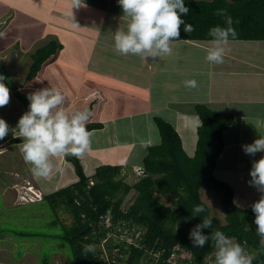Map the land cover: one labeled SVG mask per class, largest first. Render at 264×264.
Listing matches in <instances>:
<instances>
[{
    "label": "crops",
    "instance_id": "1",
    "mask_svg": "<svg viewBox=\"0 0 264 264\" xmlns=\"http://www.w3.org/2000/svg\"><path fill=\"white\" fill-rule=\"evenodd\" d=\"M49 2L50 18L44 23L39 16L43 13L41 7L30 12L27 7L23 9L27 3L21 0H0V31L7 33L6 39H0V63L11 73L18 85L15 93L17 97L20 93L29 95L43 88L59 89L65 95L67 109L90 111L89 122L103 125L102 129L92 131L96 144L91 149L100 152L103 148L110 151L126 148L128 154L119 157L115 165H126L128 170L133 166H144L149 149L161 144V139L157 140V133L161 138L157 119L164 120L175 128L185 152L189 157H194L198 141L197 130L200 126L195 111L197 104H207L214 111L233 114L236 119L235 124L224 134L226 149L218 160L225 170L235 175L247 174L251 164L243 165L244 171L238 168L245 161L252 163L264 156V152H260L249 158L242 150V145L252 143L261 134L248 130L251 127L246 124L251 119L249 113L255 114V125L261 127L264 134V60L257 59L262 50L253 51L251 55L247 49H241L234 56L226 49L225 66L220 68L202 59H199V68H189L187 64H180L179 67L174 62L177 59L173 48L170 55L155 59L123 56L114 50V33L117 29H125L127 24L122 17L118 0H83L84 7L72 10L70 0ZM26 15H29L28 19L25 18ZM54 41L62 49L43 65L35 79L29 80L33 55ZM180 43L196 44L202 50L208 48L201 43L189 41H173L171 47ZM224 72L228 74V78L219 77ZM183 73L198 75V87L188 90L190 95H185L186 98L183 97L182 84L175 79ZM206 73L211 78L209 82L208 78L203 81ZM25 78L27 81H24ZM218 79H223L220 86L213 84ZM236 86L245 90L240 98L231 96ZM250 86H258L259 89L252 94L248 89ZM10 103L14 112L7 109L10 113L5 115L21 111L24 113L20 97L13 100L10 98ZM14 103L18 105L17 109H14ZM250 106L253 112L245 109ZM228 137V147L235 145L240 153H236L237 156L231 160L228 159L227 163L225 153L228 149ZM99 140L107 143L97 144ZM237 157L240 158L239 162ZM56 163L63 171L55 173L51 181L54 179L58 184L68 183L65 181L72 177L70 170L74 171L69 166L70 163L66 158H58ZM217 169L216 177L219 173ZM73 174L76 176L75 171ZM241 199V193L237 196L234 194L236 205L237 202L243 204L245 200ZM253 203L254 200L251 199L244 205L247 207ZM4 259L11 261L10 255L5 254L3 258L0 256V264H7ZM33 264H36L35 261Z\"/></svg>",
    "mask_w": 264,
    "mask_h": 264
},
{
    "label": "trees",
    "instance_id": "2",
    "mask_svg": "<svg viewBox=\"0 0 264 264\" xmlns=\"http://www.w3.org/2000/svg\"><path fill=\"white\" fill-rule=\"evenodd\" d=\"M189 12L182 14L185 24H192L195 31L187 34L180 26V40L193 43L210 42L211 27L224 24L223 17L215 15L217 9H226L233 18L236 38L230 41L264 42V0H184ZM238 21V23H236ZM62 49L58 42H51L33 55L28 79H35L43 65ZM19 95V94H18ZM195 111L200 120L198 141L194 157H189L175 128L157 119L161 144L151 147L144 159L148 178L137 185L130 183L132 169L125 165H103L88 176L82 160L67 155L66 161L75 170L77 181L43 196L54 215L66 214L71 218L67 233L61 236L72 249L73 264H107L104 249L109 252L111 264H170L173 249L180 246L188 264H209L208 257L215 252L209 239L203 248L193 247L190 230L211 216L212 229H204L205 235L220 230L241 244L249 254H255L252 264H264V247L256 233L255 215L251 209H241L234 202V190L216 177L220 156L225 149L224 133L235 124L233 114L220 113L207 104H197ZM87 129H102V124L87 122ZM93 182L91 185L90 183ZM214 191L226 215L222 225L202 200L201 190ZM135 200L127 208L123 205L132 194ZM170 196V204L159 201ZM200 204L205 211L192 215V209ZM111 227L105 222L110 216ZM128 232L133 243L121 236ZM137 230V231H136ZM137 232L140 235L137 236ZM105 242V243H103ZM95 245V252L85 254L84 245ZM119 248L117 255L113 251ZM160 256L155 259L157 254Z\"/></svg>",
    "mask_w": 264,
    "mask_h": 264
},
{
    "label": "clouds",
    "instance_id": "3",
    "mask_svg": "<svg viewBox=\"0 0 264 264\" xmlns=\"http://www.w3.org/2000/svg\"><path fill=\"white\" fill-rule=\"evenodd\" d=\"M70 4L71 10L85 6L83 0H70ZM118 4L123 12L122 17L127 21L126 28L117 29L113 37L114 50L119 55H135L144 60L149 57L161 58L172 53L171 44L175 40H180L182 24L185 33L190 34L195 31L192 24H185L181 18L182 14L186 15L189 12L184 0H118ZM214 14L223 17L226 26L216 25L209 29L208 35L212 39L211 46L205 50V59L212 64H223L225 45L230 43V37L236 38L237 32L233 27V18L226 9H217ZM6 38L7 33L0 31V39ZM4 79L0 75V107L6 106L10 101V90L2 82ZM183 84L189 89L198 87L195 79L185 80ZM27 99L30 102L28 110L18 119L14 129L0 118V140L12 133L14 138L21 141L17 144V148L25 164L30 165L32 175L37 179L47 180L55 173L63 171L56 163L59 157L69 154L80 157L90 150L93 132L89 131L86 125L91 112L67 109L65 95L54 87L30 93ZM160 139L162 138L157 133V140ZM242 150L246 155L253 157L257 153L264 152V134H260L252 143L242 145ZM135 167L143 168L148 178L144 166H133V173L129 179L132 185L144 180L134 183ZM249 174L250 185L262 193L259 200L251 205V209L255 215L254 223L257 226L256 233L260 237V245L264 247V156L252 161ZM24 188L33 197L38 194L40 200L43 199L44 194L31 184ZM204 211V207L197 204L192 209V215L199 216ZM212 224L211 216H205L189 233L193 247L203 248L209 239L214 242L215 252L208 257L211 259L209 264H252L255 254H249L240 243L235 242L222 231L212 230L210 234L205 235L203 230L212 229ZM83 252L94 253L95 245H84Z\"/></svg>",
    "mask_w": 264,
    "mask_h": 264
},
{
    "label": "rangeland",
    "instance_id": "4",
    "mask_svg": "<svg viewBox=\"0 0 264 264\" xmlns=\"http://www.w3.org/2000/svg\"><path fill=\"white\" fill-rule=\"evenodd\" d=\"M21 2L27 3L23 9L27 7L30 12H33V10L37 9V7H41L43 13L39 16L44 23H46V19L50 18V15L48 14L50 13L49 0H21ZM28 16L29 15H26L25 18L28 19ZM53 20L55 19L53 18ZM201 44L205 47L211 46L210 42ZM195 45L196 44L188 45L185 43H180L178 46L175 45L172 48L176 52L177 61H175L174 58H170L174 60V62L179 67L180 64H187L189 68H199V59L206 61V51ZM225 48L229 49L231 54L234 56L238 55L241 49H247L251 55H253V51L258 52L262 50V54H258L257 59L264 60V42L230 41L229 44L225 45ZM224 64L225 61L223 64L214 65L220 68L225 66ZM0 75L5 78L3 81L10 90V98L13 100L15 97L17 99L20 97V100L23 103V112H26V109H28L30 103L27 99L28 95L25 93H20L18 97L15 95V93H17L18 85L14 82L11 73L3 67L2 63H0ZM204 76H206V78L203 79V81L207 80V78L208 82L211 81V78L207 75V73L204 74ZM219 77L228 78L229 76L226 72H224V74L219 75ZM175 79L177 83L182 84L181 87L184 94L183 97L186 98V96L188 97V95H190L188 92L190 89L186 88L183 82L190 79H195L197 81L198 75L194 73L184 75L183 73L181 76L177 75ZM24 81H27L26 78ZM222 81L223 79H218L213 82V84L220 86L223 84ZM248 89H250V92L253 94L259 88L258 86H250ZM191 92L193 91L191 90ZM244 94L245 90L240 86H236L235 89L233 88L231 96L234 98H236V96L240 98L242 97L241 95ZM11 104L12 103L9 101L6 106L0 107V118H3L8 123L9 127L14 129L18 119L23 113L21 111L13 113L12 115H5L10 113L6 111L7 109H10L11 112H14L10 106ZM15 108L17 109L18 105L14 103V109ZM245 109L253 112L251 106ZM248 115L251 116V119L248 120L249 122L246 123L247 125L251 126L248 130L253 131V133L255 131L256 134H262L263 129L261 127L258 128L257 125H255L256 122L253 118L255 114L249 113ZM92 137L90 150L80 157L88 176H92L91 174L95 173L96 168L100 166L115 165V161L119 157L126 156V154H128L126 148L123 147L119 149L116 148V150L113 149V151L103 148L100 150V152H94L91 148L92 145L96 144V142L94 143V135ZM99 141L97 144L107 143L105 140ZM20 142L21 141L19 139H16L12 136V133H9L3 140H0V256L3 258L5 257V254L8 256L10 255L11 261H6L4 259L7 264H33L34 261L36 264H73L72 249L63 239H61V236H64L67 233L66 227L71 223V218L66 214L54 215L53 209L50 208L47 202L43 200L35 201L38 199H36L35 196L33 197L31 193L28 192L24 187L31 184L35 187V189H38V191L40 190L44 195L51 194L60 188L66 187L77 181V176L73 174L75 171L74 167L69 164V166L72 167L74 171L70 170L72 177L71 179L65 181L68 182L66 184H58V182H55L54 179L51 181L52 177L47 180L37 179L32 175L30 171V165L25 164L22 159L19 149L17 148V144ZM227 143L228 147L229 137L227 138ZM234 146L235 145L228 147L225 153L227 156V163L228 159L231 160L234 156H237L236 153H240L238 148ZM61 158L65 160L66 156L59 157V159ZM237 160L239 162L240 158L237 157ZM233 162L235 163V160ZM63 163L66 164L64 161ZM250 164L252 165V163L249 161H245V163H243L238 169L240 171H244L245 169L243 168V165L247 166ZM217 172H219L217 175L219 179L233 187L236 196L237 194L241 193V200L245 201L243 204L241 202H237V205L242 207V209H247V207L251 209L252 204L246 207L244 203L247 204L248 200L251 199L256 202L262 195V193H260L254 186L250 185V172L247 173L248 175H235V173L225 170L224 166L221 165L220 162L218 163ZM54 184L56 185L53 186ZM24 196L30 197L27 202L23 200L22 197ZM201 197L211 209V215L213 217H217L222 225L226 224V215L220 204L219 196L216 195L212 190L202 188ZM169 198L170 196L162 197L159 199V201L164 204H170ZM134 200L135 196H133L132 192V194L127 197L126 203H124L123 207L127 208L131 203H133ZM210 260L211 259L209 258L208 262H210Z\"/></svg>",
    "mask_w": 264,
    "mask_h": 264
},
{
    "label": "built area",
    "instance_id": "5",
    "mask_svg": "<svg viewBox=\"0 0 264 264\" xmlns=\"http://www.w3.org/2000/svg\"><path fill=\"white\" fill-rule=\"evenodd\" d=\"M133 176H134V183H135V184L139 183L141 180H143V179H145V178L147 177V175H146L144 169L141 168V167H135V168H134V174H133ZM90 184L92 185L93 182H91ZM22 198H23V200H25V201L27 202L28 199H29L30 197H26V196H24V197H22ZM35 198L38 199V200L41 199L40 195H38V194H36ZM110 217H111V215L105 217V222H106V224H107L108 227H111V223H110V221H109ZM136 231H137V230H136ZM128 232H129V229H128L127 232H125V233L121 236V240H124V239L126 238L127 242H129V243H133L132 238H131V237H128V235H127ZM136 234H137V236H139V235H140V232H137ZM103 243H105V242H103ZM103 249H104V254H103V256H102L103 259L105 260V262H106L107 264H111L112 261H111V259H110V256H109V252H108V250L106 249V247H103ZM119 251H120V249H119V248H116V249L113 251L112 254H113V255H117V254L119 253ZM181 251H182V250H181L180 247H176V248L174 249V251H173V253L171 254L170 259H169L170 264H186V263H185L186 256H185V254H184L183 252H181ZM159 256H160V254L158 253L157 256H155V259H157ZM188 264H190V263H188Z\"/></svg>",
    "mask_w": 264,
    "mask_h": 264
}]
</instances>
